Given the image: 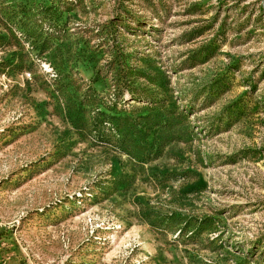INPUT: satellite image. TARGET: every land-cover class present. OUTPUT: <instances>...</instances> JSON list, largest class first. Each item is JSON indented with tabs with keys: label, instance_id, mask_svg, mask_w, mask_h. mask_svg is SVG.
Returning <instances> with one entry per match:
<instances>
[{
	"label": "rangeland",
	"instance_id": "obj_1",
	"mask_svg": "<svg viewBox=\"0 0 264 264\" xmlns=\"http://www.w3.org/2000/svg\"><path fill=\"white\" fill-rule=\"evenodd\" d=\"M0 264H264V0H0Z\"/></svg>",
	"mask_w": 264,
	"mask_h": 264
}]
</instances>
